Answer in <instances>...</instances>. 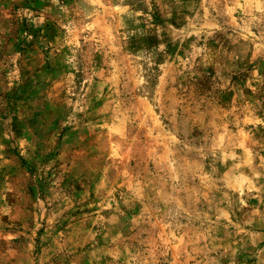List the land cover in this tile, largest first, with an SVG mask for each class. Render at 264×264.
Wrapping results in <instances>:
<instances>
[{"label":"rangeland","instance_id":"obj_1","mask_svg":"<svg viewBox=\"0 0 264 264\" xmlns=\"http://www.w3.org/2000/svg\"><path fill=\"white\" fill-rule=\"evenodd\" d=\"M0 264H264V0H0Z\"/></svg>","mask_w":264,"mask_h":264}]
</instances>
